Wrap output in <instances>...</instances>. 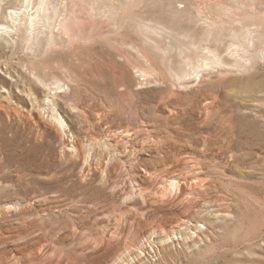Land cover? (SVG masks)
<instances>
[{
    "label": "rangeland",
    "instance_id": "374dc122",
    "mask_svg": "<svg viewBox=\"0 0 264 264\" xmlns=\"http://www.w3.org/2000/svg\"><path fill=\"white\" fill-rule=\"evenodd\" d=\"M264 264V0H0V264Z\"/></svg>",
    "mask_w": 264,
    "mask_h": 264
},
{
    "label": "bare ground",
    "instance_id": "6f19581e",
    "mask_svg": "<svg viewBox=\"0 0 264 264\" xmlns=\"http://www.w3.org/2000/svg\"><path fill=\"white\" fill-rule=\"evenodd\" d=\"M127 264V263H126Z\"/></svg>",
    "mask_w": 264,
    "mask_h": 264
}]
</instances>
